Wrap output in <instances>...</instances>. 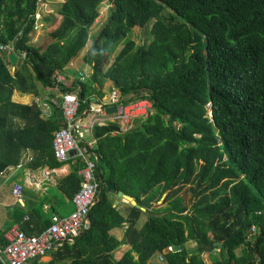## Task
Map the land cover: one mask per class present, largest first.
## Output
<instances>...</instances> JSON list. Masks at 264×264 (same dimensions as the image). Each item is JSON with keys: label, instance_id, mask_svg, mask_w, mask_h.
<instances>
[{"label": "trees", "instance_id": "1", "mask_svg": "<svg viewBox=\"0 0 264 264\" xmlns=\"http://www.w3.org/2000/svg\"><path fill=\"white\" fill-rule=\"evenodd\" d=\"M39 1L0 0V45L17 57L12 64L0 50V174L26 151L31 168L58 166L59 120L12 98L52 87L86 49L89 79L66 91L78 87L85 99L109 81L118 102L147 98L152 108L124 135H108L114 125L95 130V178L144 209L138 231L140 212L129 209V249L112 260L118 241L109 231L124 219L101 191L88 228L54 248L48 264H146L169 245L183 250L165 254V264H205L201 254L216 249L213 264H264V0H48L56 17L41 14L50 31L32 41ZM104 3L111 9L91 40ZM148 27V43L125 42ZM78 188L75 175L59 186L69 199Z\"/></svg>", "mask_w": 264, "mask_h": 264}, {"label": "crops", "instance_id": "2", "mask_svg": "<svg viewBox=\"0 0 264 264\" xmlns=\"http://www.w3.org/2000/svg\"><path fill=\"white\" fill-rule=\"evenodd\" d=\"M8 57V56H7ZM75 60V59H74ZM73 60V61H74ZM8 61L9 57H8ZM71 62L69 66H73L74 62ZM12 63V62H11ZM86 65V64H84ZM77 66L73 69L71 67H66L61 72L66 79L71 80L68 83H74L75 81L86 82L92 72L90 67V73H76ZM79 76H84V79H79ZM79 79V80H78ZM77 85V84H76ZM95 88L94 92L88 95L87 98L96 97L98 99H104L106 102L109 98L110 91L115 89L109 81H105L101 89L97 85H93ZM116 90V89H115ZM37 95H22L19 92H14L12 101L18 105H34L40 111V118L47 120L55 116L59 120V125L61 126V115L58 117L59 110L54 107L50 100H55L60 95V91L56 89L48 90V88H39ZM117 91V90H116ZM99 92V93H98ZM43 105L45 107H43ZM112 107V106H109ZM107 107V108H109ZM106 108V109H107ZM85 108H81V113L85 117ZM112 114V113H108ZM138 120V119H137ZM108 125H114L117 127L115 130H111L108 135H124L129 132H121L118 125L114 123H109ZM106 125V126H108ZM139 125V121L135 120V127ZM106 126H96L90 133L84 136V146H85V158L86 160L96 164L98 162L97 155L95 154V149L97 147V137L95 135L96 128L106 127ZM57 130V129H56ZM54 132V131H53ZM88 137V140H85ZM93 143V147H86L85 144ZM33 157L31 152L24 153L22 160L17 166L8 167L0 174V244L5 243V236L8 231L13 227H19L25 234L30 233V235L39 234L42 230L49 226L52 219L55 217H64L68 215L73 210L71 204V198L65 196V194L59 189L60 184L67 179L70 175H75L78 178L79 184H81V170L85 167V161L81 158L74 157L72 154L64 163H58L56 167H49L47 165L39 166L36 168H31L28 166L32 162ZM100 184V191H107V199L111 203L112 208H114L124 219V221L119 225L113 227L109 231L118 245L110 252V256L113 261H118L120 257L129 249L128 242L124 239V233L127 226V218L129 215V209L134 208L139 210L140 215L138 219L134 222L135 230H139L146 220L144 214V209L137 206H131L126 200L118 199L116 190L111 192L109 190H103L102 188L108 184ZM20 185L22 187V196L18 202H15L12 196V189L14 185ZM113 185V184H112ZM114 186V185H113ZM121 193V192H120ZM123 194V193H122ZM124 195V194H123ZM73 196V195H72ZM126 196V195H125ZM128 197V196H127ZM131 198V197H130ZM164 196L160 198L157 202V206L160 208H165L166 205L160 206V203ZM100 198L98 197L99 202ZM132 200V199H131ZM133 201V200H132ZM134 202V201H133ZM89 220V217H88ZM48 223V225H47ZM90 225V220H89ZM181 248V251L178 249ZM188 250L195 248L194 242L186 243ZM183 248L181 246L175 247L174 245H169L162 250L160 253H155L146 264H165L164 256L167 253L182 252ZM174 251V252H172ZM237 253V251H236ZM219 254L218 249L215 252H203L202 258L205 264H213V258ZM238 254V253H237ZM136 258L135 254L133 253ZM53 254L49 253L46 256L31 262L29 264H48L51 262ZM162 258V260L159 259ZM70 260H62L60 262H53V264H69Z\"/></svg>", "mask_w": 264, "mask_h": 264}, {"label": "built area", "instance_id": "3", "mask_svg": "<svg viewBox=\"0 0 264 264\" xmlns=\"http://www.w3.org/2000/svg\"><path fill=\"white\" fill-rule=\"evenodd\" d=\"M47 4H49L48 0H40L37 4L32 16L35 31L43 28L39 21L41 14L52 15ZM0 50L8 57L13 53L11 45H0ZM22 56H25L24 52ZM79 79H84V76H79ZM68 86L66 77L58 73L54 77V85L48 87V90L52 88L60 91L59 97L50 100V103L61 112V126L52 133L55 160L64 163L72 153L74 157L83 159L86 164L79 173L81 184L71 198L73 210L64 217L53 218L49 226L36 235H27L19 227L11 228L5 236V245L0 244V264H29L46 256L64 242L73 241L86 230L89 226L88 214L98 201L100 184L94 176L95 164L85 158L84 136L94 127L106 126L109 123L118 125L121 132H127L136 119H146L152 112L150 100L147 98L121 103L118 102V92L112 89L106 102L96 97L82 99L79 97L78 87L66 91ZM82 105H86L85 117L79 113ZM109 106L115 107L112 114L106 111ZM85 145L89 148L93 147V143ZM22 191L20 185H14L12 196L15 202L20 200ZM253 232L254 228H251V233ZM178 251H181V248ZM159 259L162 260L161 257Z\"/></svg>", "mask_w": 264, "mask_h": 264}, {"label": "rangeland", "instance_id": "4", "mask_svg": "<svg viewBox=\"0 0 264 264\" xmlns=\"http://www.w3.org/2000/svg\"><path fill=\"white\" fill-rule=\"evenodd\" d=\"M47 6L49 7V5L47 4ZM110 6L108 5V3H104L102 4L100 7H99V19L96 21V24L93 26V28L91 29V32H90V37H91V40L95 37V35L99 32V30L101 29V27L104 25V23L106 22L107 20V16H108V13L110 11ZM52 11V16L55 18L56 17V11L54 10H50ZM51 15V14H49ZM152 24L150 23L149 24V27L151 26ZM149 27L148 29H138V28H135L133 29L127 36V39L125 42L127 41H131V42H134L135 45H141L143 43H148L151 39L150 37V34H149ZM50 29L49 28H39L38 31H35V34H34V37L32 39V41H38V39L44 37L45 35H47L49 33ZM124 42V43H125ZM124 43L117 49V52L116 54L123 48L124 46ZM91 44V43H90ZM89 45V43H88ZM87 49L82 51L81 53H79L78 57L73 61L74 64L73 66H68V67H71L72 69L74 67L77 66L76 70H78L76 73H81L83 75H85V73L88 74V72L90 73V65L87 64L84 60V57H85V53H86ZM86 64V65H84ZM86 76V75H85ZM68 82H71V80H68ZM140 120H143V119H136V121H140ZM135 127V121L133 122V125L131 126V129H133ZM130 129V130H131ZM85 140H88V137H85ZM183 197H186V194H183L182 195ZM237 253L239 254L240 252L237 251Z\"/></svg>", "mask_w": 264, "mask_h": 264}, {"label": "water", "instance_id": "5", "mask_svg": "<svg viewBox=\"0 0 264 264\" xmlns=\"http://www.w3.org/2000/svg\"><path fill=\"white\" fill-rule=\"evenodd\" d=\"M9 60H10V62H12V64H15L16 61H17V57H16V55H14L13 53H11V54L9 55ZM106 111H107V113H113V112L115 111V107H109V108L106 109ZM60 115H61V112L59 111V112H58V117H60ZM71 154H72V153H70V155H71ZM102 189H103V190H109V191H111V192H115V188H114V186H113L112 184H108V185H106L105 187H103ZM117 198H118L119 200H120V199H122V200H126L127 202L130 203L131 206H135V205H134V202L131 200L130 197H127V196L123 195V194L120 193V192L117 193ZM135 207H136V206H135ZM136 208H137V207H136Z\"/></svg>", "mask_w": 264, "mask_h": 264}]
</instances>
